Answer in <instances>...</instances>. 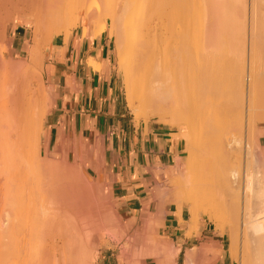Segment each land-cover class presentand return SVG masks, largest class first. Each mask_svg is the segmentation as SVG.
<instances>
[{
    "label": "bare ground",
    "instance_id": "6f19581e",
    "mask_svg": "<svg viewBox=\"0 0 264 264\" xmlns=\"http://www.w3.org/2000/svg\"><path fill=\"white\" fill-rule=\"evenodd\" d=\"M3 1L10 4L11 0ZM26 5L23 11L38 19L29 49L36 63L43 35L49 38L63 32L67 36L81 15L83 28H92L94 34L107 30L109 21L128 111L135 121L154 119L175 130L185 141V169L182 173L178 170L181 174L177 178H169V190L174 189L179 203L192 200L194 219L198 210H205L215 218L216 225L228 228L232 250L236 251L239 245V264H264V172L260 173L259 165L256 167L250 146L253 114L260 103L258 91L264 88V0H33L31 7ZM4 51L0 44L1 68L11 64L4 61ZM91 64L98 67L97 63ZM9 74L0 72V86L11 79ZM47 104L39 111L36 107L37 117L26 136L29 149L21 160L14 158L16 152L11 145L0 146V165L6 179L14 176L12 171L23 169L20 195L11 194L13 187L9 186L5 202L8 207L1 209L0 264L95 261L89 232L84 233L87 240L82 239L74 219L79 216L77 212L52 209L60 204L61 187L56 178L45 177L46 165L42 161L39 165V157H34L40 118L49 107ZM243 126L247 130L244 146L251 153L248 156L246 149L249 164L246 162L245 168H249L240 176L238 166L225 160L229 161L227 158L232 155L229 150L239 151ZM6 136L0 134L5 142ZM208 161L214 165L207 171ZM15 163L17 166H13ZM21 203L26 207L32 203L34 208L25 207L20 216L15 204ZM110 232L114 234L112 229ZM56 237L63 239L59 253L49 244ZM159 241L163 249L165 245ZM48 244L51 255L37 256ZM144 247L142 251H149L148 255L153 252ZM19 251L31 254L16 256ZM142 251L136 254L144 256ZM154 255L159 257V253Z\"/></svg>",
    "mask_w": 264,
    "mask_h": 264
},
{
    "label": "crops",
    "instance_id": "0c3cea01",
    "mask_svg": "<svg viewBox=\"0 0 264 264\" xmlns=\"http://www.w3.org/2000/svg\"><path fill=\"white\" fill-rule=\"evenodd\" d=\"M11 12L10 17L5 13L0 18V23L5 20L0 29V44L6 48L3 59L11 62L5 69L0 67V72H10L11 77L0 86V132L7 135L6 142L16 154L24 155L30 142L26 136L37 117L34 114L48 103L36 144L44 161L72 166L76 173V193L70 200L79 215L76 221L85 224L91 237L97 229H106L97 241L93 264H238L228 228L216 225L205 210H198L194 219L192 200L179 203L174 189L168 190L169 178H177L185 169V141L154 119L135 122L123 101L119 66L106 30L94 34L92 28L84 29L81 15L67 36L63 32L49 38L43 35L36 63L29 49L38 19ZM257 99L260 103L253 114L250 146L262 173L264 88ZM243 133L241 153L232 156L240 176L249 168H245L247 151L248 156L251 153L245 148V126ZM0 142L5 140L0 138ZM23 148L26 150H18ZM158 241L165 245L163 249ZM142 246L153 255L143 252ZM156 248L162 252L159 257L154 255L158 254Z\"/></svg>",
    "mask_w": 264,
    "mask_h": 264
},
{
    "label": "rangeland",
    "instance_id": "374dc122",
    "mask_svg": "<svg viewBox=\"0 0 264 264\" xmlns=\"http://www.w3.org/2000/svg\"><path fill=\"white\" fill-rule=\"evenodd\" d=\"M11 1H12V3H11ZM10 1V4H8L7 2H5L6 4H4V3H2V2H4L3 0H0V18L2 17V16H4L5 15V13H6V15H5V17H10V15H11V11H13V10H15V12L16 11H19V12H22V13H24V9L25 8H27V3H28V8L29 7H31L30 6V3L32 4V2H33V0H28V1H30V2H28L27 0H11ZM23 3H22V2ZM9 2V1H8ZM15 3V5H13ZM6 5V6H5ZM13 5V6H12ZM4 6V7H3ZM14 6H16V7H14ZM5 8V9H4ZM19 9H21V11L19 10ZM14 13V12H13ZM12 13V14H13ZM26 13V12H25ZM1 21V20H0ZM4 23H5V20H3L1 23H0V29L2 28V26L4 25ZM80 23H82V20H81V22ZM108 28H109V21H107V30L105 31L106 32V36H107V39H108V44H109V47H110V50H111V52H112V56H113V58H114V61L116 60V51H115V45H114V39H113V37L111 36V38L108 36V35H110V33H109V30H108ZM79 29V28H78ZM75 31H78V30H75ZM75 31H74V33H75ZM4 46V45H3ZM4 48H5V46H4ZM114 49V50H113ZM5 50H6V48H5ZM116 63V62H115ZM1 65V64H0ZM118 66H119V73H120V65H119V63H118ZM120 78H121V73H120ZM121 81H122V78H121ZM5 83H7V81L5 82ZM4 83V84H5ZM121 90H122V96H123V101H124V104H126V102H125V96H124V89H123V81H122V84H121ZM127 108V107H126ZM131 116H132V114H131ZM133 117V116H132ZM134 119V118H133ZM136 123H138L139 121H135ZM243 129H242V131H241V135H242V137H243V135H244V133H243V131H244V126L242 127ZM231 131H233V130H231ZM0 134L1 135H5V134H2L1 132H0ZM242 144H240V146L241 147H238V148H240L239 149V151H236V148L234 149L235 151H233L234 153H231V150H229L230 151V154H232V155H230L229 156V158H227V159H229V161L228 160H225V162H230V164L231 165H233L234 163V158H232V156L234 155V154H240L241 153V150H242V147H243V138H242V142H241ZM4 144H8L7 142L5 143V142H3V143H1L0 142V145H4ZM38 146V145H37ZM232 146H234V145H232ZM231 146V147H232ZM228 147H230V146H228ZM233 148V147H232ZM35 149V151H37V153L36 152H34V157L35 158H37L36 156H38L39 158H38V164L40 165L41 163V161L44 163V165H46V167H47V171H45L43 174L45 175V177H47V178H51V177H54V178H56V182L60 185V204L58 205L59 206V208H57L58 206L56 205V206H53L52 207V209H63V210H68L69 212H74V210H75V203L73 202V203H70V200H71V195L73 194L74 195V193H76V185H77V181H76V173L73 171V169H72V166H67V165H64V164H61V163H59L58 161H53V160H51L50 161V163H48V162H46V161H44V159L40 156V153H39V147H36V148H34ZM228 149V148H227ZM18 150H26L25 148H23V149H18ZM238 150V149H237ZM24 152H26V151H24ZM229 153V152H228ZM14 154V153H13ZM22 156H23V154L21 155V154H16L15 153V155H14V158H16L18 161L19 160H21L22 159ZM227 156H228V154H227ZM32 158H33V155H32ZM32 160V159H31ZM214 165V163H210V161H208L207 163H206V170L208 171V170H211V167ZM13 166H17V163H15V164H13ZM56 166L58 167L56 170H54L55 168H56ZM20 169L19 170H14V171H12L13 172V174H14V176L12 175V177L10 178V180H7L6 179V176H5V174L2 172V165H0V214H1V209H5V208H7L8 207V205H6L5 204V202H6V200H7V190H8V187L9 186H11L12 185V192H11V194H13L15 197L19 194V193H21V188L19 187L21 184H22V179H23V177L21 178V175H22V167H19ZM23 176V175H22ZM21 182V183H20ZM167 186L166 185H164L163 186V188H166ZM168 190H169V188H168ZM20 195V194H19ZM22 204L23 203H21V204H15V212L17 213V212H20L21 211V214H20V216L23 214V210L24 209H26V208H28V209H30V210H33V209H31V208H34V207H32V206H30V205H33L32 203H30V205L28 206V207H26L25 206V204H23V206H22ZM26 207V208H25ZM29 207H31V208H29ZM23 208V209H22ZM18 210V211H17ZM73 210V211H72ZM31 212V211H30ZM60 213H61V211H60ZM59 213V214H60ZM18 214V215H19ZM69 214H71V213H69ZM17 215V216H18ZM19 216V217H20ZM22 218V217H21ZM74 218V217H73ZM23 219V218H22ZM75 219V218H74ZM15 221V220H14ZM13 221V222H14ZM17 221H19V220H17ZM22 221V220H21ZM0 222H1V220H0ZM14 223H16V221L14 222ZM14 223H12V224H14ZM71 223H73L74 224V221L72 220V222ZM17 224H19V225H21V223H19V222H17ZM16 224V225H17ZM22 224H24L23 222H22ZM98 224H100L99 222H98ZM78 225H79V229H80V231H82V235H81V237H82V239H85L86 238V240H87V235L85 236V232H89V237H88V241L89 242H91V244H92V246H93V250H94V253H95V258H96V248H97V241H98V239L100 238V237H102L104 234H105V232H106V229L105 228H99V229H97L96 230V232H97V234H96V236L95 237H91V231L89 230V229H86V226H85V224L84 223H78ZM20 230V229H19ZM17 232H19V231H17ZM17 232H16V234H17ZM20 233V232H19ZM227 233H228V230H227ZM22 234V233H21ZM20 234V235H21ZM228 236H229V234H228ZM15 237V236H14ZM14 237H13V240L15 241V239H14ZM16 239H17V237H16ZM62 240L63 239H60V238H55V239H53V240H49V244H50V246H54V248H55V250L57 251V253H59L58 251H59V249L58 248H60V245H62ZM95 241V242H94ZM94 242V243H93ZM55 243V244H54ZM241 243V242H240ZM49 244H48V246H49ZM57 244V245H56ZM30 246H32L31 244L30 245H27V250L29 249L28 247H30ZM48 246H45V248L43 249V252H40L37 256H50L51 254V248H50V246H49V249H48ZM44 250H45V252H44ZM42 251V250H41ZM29 252V253H28ZM27 253H24L23 251L22 252H18V254H16V256H30V254H31V252L30 251H28ZM240 249H239V245L237 244V249H236V251H235V255H236V258H237V260H238V264H239V260H240ZM22 254V255H21Z\"/></svg>",
    "mask_w": 264,
    "mask_h": 264
}]
</instances>
